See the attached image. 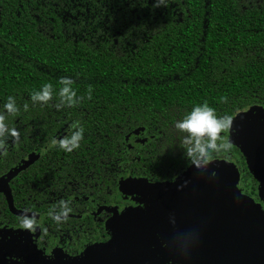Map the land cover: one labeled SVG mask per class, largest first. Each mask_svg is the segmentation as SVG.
Instances as JSON below:
<instances>
[{"label": "trees", "instance_id": "16d2710c", "mask_svg": "<svg viewBox=\"0 0 264 264\" xmlns=\"http://www.w3.org/2000/svg\"><path fill=\"white\" fill-rule=\"evenodd\" d=\"M157 2L163 5L0 0V105L11 95L19 109L5 114L18 133L7 136L5 152H18L20 134L25 154L35 141L60 136L64 124V137L69 136L74 117L83 127L75 151L87 150L85 144L97 135L105 150H113L115 142L120 151H129L124 135L150 124L166 135L172 129L169 142L178 146L182 134L173 124L193 105L207 102L218 116L229 118L264 105V0ZM61 77L71 78L80 97L73 105L86 108L87 115L75 116L81 109L74 106H56ZM44 83L52 85L51 99L33 102L31 93ZM25 171L27 197L32 166Z\"/></svg>", "mask_w": 264, "mask_h": 264}, {"label": "flooded vegetation", "instance_id": "af4514ba", "mask_svg": "<svg viewBox=\"0 0 264 264\" xmlns=\"http://www.w3.org/2000/svg\"><path fill=\"white\" fill-rule=\"evenodd\" d=\"M72 106L81 109L75 116L89 113L80 104ZM240 112L245 113L240 119L243 123L264 119V105ZM75 118L71 122H78ZM232 119L218 141L231 147L214 153L209 162L222 159L234 164L240 194L264 214V183L254 178L246 158L231 143ZM64 126L57 131L62 133L57 141L66 135ZM19 131H23L21 126ZM168 131L166 135L151 124L128 130L124 141L129 151L123 152L115 142L113 150H105L97 135L85 144L87 150L64 152L51 139L35 141L33 150L25 154L20 134L18 152L6 153L11 140L4 137L0 178L23 165L31 154L36 159L30 165L33 183L27 197L26 169L8 183L17 213L10 210L9 194L0 192V264H192V260L196 264L200 246L191 226L181 221L213 219L200 216L213 202L200 192L196 196V192L175 187L193 166L183 156L181 145L169 142L173 130ZM8 155H13L11 166ZM62 200L72 210L61 222H53L48 213ZM128 213L140 215L128 217ZM25 215L34 217L32 230L20 224ZM171 238L178 239L181 252L174 251ZM113 242L115 247L108 250ZM102 247L111 252H102Z\"/></svg>", "mask_w": 264, "mask_h": 264}, {"label": "water", "instance_id": "95a60500", "mask_svg": "<svg viewBox=\"0 0 264 264\" xmlns=\"http://www.w3.org/2000/svg\"><path fill=\"white\" fill-rule=\"evenodd\" d=\"M243 114L245 113L239 112L232 119L234 126L231 143L246 158L247 168L254 178L264 183V119L243 123L240 120ZM35 159L36 156L31 154L23 165L0 178V192L9 194L10 210L13 213L17 211L11 201L8 183L19 172L32 165ZM238 182L237 167L217 159L209 162L206 171L191 167L183 179L175 184V187L196 192V196L197 192L205 194L213 202L211 207L206 206L200 214L201 217L207 215L213 219L181 221L182 224L191 226L194 239L200 246L196 264H264V214L255 205L252 208L253 201L240 194ZM128 214H131L128 217L140 215ZM171 239L174 241V251L181 252L178 239ZM112 247H115L114 242L108 245V250ZM108 250L103 248L102 252H111ZM92 251L94 250L89 252Z\"/></svg>", "mask_w": 264, "mask_h": 264}, {"label": "clouds", "instance_id": "9594fccd", "mask_svg": "<svg viewBox=\"0 0 264 264\" xmlns=\"http://www.w3.org/2000/svg\"><path fill=\"white\" fill-rule=\"evenodd\" d=\"M155 5L160 6L155 0ZM61 87L57 91L61 105L71 106L80 100L74 89L71 88L72 80L69 77H61L58 80ZM52 97V85L44 83L38 91L31 93L33 102L47 103ZM19 111L16 100L13 96L5 97L4 102L0 105V140L6 136L17 137L18 133L15 129L8 126L5 122V114L12 116ZM230 124V118L227 115L218 116L216 110L209 106L207 102H201L198 105H193L191 109L184 114L180 119H177L173 127L181 133L182 154L186 161L198 170L206 171L214 153L218 151H226L231 146L227 142L219 143L220 133ZM74 131L69 136L59 139H53V145L59 147L64 152H71L77 149L83 137V127L78 122H73L71 125ZM4 145L0 142V149ZM72 209L67 201H60L58 208L50 210L48 215L53 222H61L64 220ZM23 228L32 230L35 225L33 216L25 215L20 220Z\"/></svg>", "mask_w": 264, "mask_h": 264}]
</instances>
